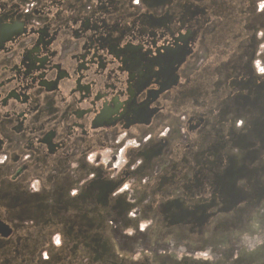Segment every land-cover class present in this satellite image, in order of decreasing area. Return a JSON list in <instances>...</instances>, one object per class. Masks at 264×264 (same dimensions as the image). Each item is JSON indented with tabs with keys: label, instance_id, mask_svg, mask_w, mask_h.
<instances>
[{
	"label": "flooded vegetation",
	"instance_id": "obj_1",
	"mask_svg": "<svg viewBox=\"0 0 264 264\" xmlns=\"http://www.w3.org/2000/svg\"><path fill=\"white\" fill-rule=\"evenodd\" d=\"M214 5L0 0V264H65L59 238L67 218L77 224V195L112 212L128 183L148 201L134 186L156 187L171 169L191 183L192 169L234 139L227 102L253 99L237 86L254 83L256 51L245 44L226 59ZM187 99L203 112L179 110ZM127 142L139 146L106 169L99 155Z\"/></svg>",
	"mask_w": 264,
	"mask_h": 264
},
{
	"label": "trees",
	"instance_id": "obj_2",
	"mask_svg": "<svg viewBox=\"0 0 264 264\" xmlns=\"http://www.w3.org/2000/svg\"><path fill=\"white\" fill-rule=\"evenodd\" d=\"M211 1L215 2L214 7L218 13L216 19L220 21L221 27L220 34L226 36L228 40V46L224 49L227 51L226 59H232L240 52L244 53L245 44L253 45V50L256 51L259 45L256 39L257 28L250 21L255 11L254 0ZM244 40L245 44L241 45ZM243 74L239 72L236 75L237 79ZM253 81L254 83L249 86L246 82L240 87L237 86L242 92L245 90L250 94L251 91L250 96L255 98V105L248 102L250 110L264 102L261 99L264 94V77L257 73ZM246 127L245 137L236 140L235 133L233 140L228 138L229 142L218 147L211 155L209 154L208 160L212 165L210 169L207 167L192 169L191 183L186 184L185 180L180 179L181 170L171 169L166 176H163V178L167 177L166 181L156 187L150 184L134 186L136 191L144 193V199L150 193L148 203L143 207L150 209L145 217L153 216L155 210L159 211V215L156 216L158 218L156 227L150 231L152 237L157 233L159 238L169 240L176 230L185 229L188 230V236L195 240L205 235V231L215 223L218 216L237 219L240 206L248 200L249 196L239 183L241 181H246V184L251 183L250 189L254 190L259 185V178L264 172V165L258 168L253 167L257 160L262 159L260 154L264 153V138L256 137L252 133L251 123H246ZM232 128L233 124L228 129ZM250 144L253 147L248 148ZM234 146L243 151L237 161L234 160ZM139 202L137 205L141 207ZM85 203L77 195V205L100 208L91 205L90 200L87 204ZM69 220L66 219L68 228L61 233L62 235L60 234L64 244L62 251L70 252V255H66L68 260L65 264H154L147 258L136 260L119 253L105 231H93L80 224L78 220L77 224ZM171 262L168 259L164 264H171Z\"/></svg>",
	"mask_w": 264,
	"mask_h": 264
},
{
	"label": "rangeland",
	"instance_id": "obj_3",
	"mask_svg": "<svg viewBox=\"0 0 264 264\" xmlns=\"http://www.w3.org/2000/svg\"><path fill=\"white\" fill-rule=\"evenodd\" d=\"M254 4L255 11L250 21L257 28L256 39L259 42L254 64L257 73L264 77V0H254ZM220 32L221 27L218 24L216 33L219 34ZM244 44L245 40L241 42V45ZM198 56L200 61L204 53L201 52ZM218 81L221 84L225 82L224 75H221ZM196 95L190 93L188 99L193 96L196 97ZM239 95V97H231V101L227 102L229 108H226L225 116L229 120H225V123L229 124L225 131L229 130L228 128L234 122L236 140H239L246 135V123H251L252 133L256 137L263 139L264 102H261L259 107H252V110H250L251 108L248 109V102L255 105V99L246 98L242 93ZM199 97L201 99V96ZM188 99L179 110L203 112L200 106L189 105L190 101ZM261 99L264 101V94ZM164 134L171 141L169 134L166 132ZM211 136L216 137L217 134H212ZM128 145L139 146L138 144L127 142L124 147L116 146L112 151L107 150L99 155L106 169L112 168L115 171L120 169L122 164H125L123 154ZM168 145L166 144L162 148L163 154L168 151ZM250 145L248 148L253 147L252 144ZM151 148L156 151L159 149L156 145L151 146ZM210 148L213 150L214 147ZM177 150L181 152L179 163L182 160L180 158H183L186 152L182 150L181 146ZM233 152L234 160L237 161L243 151L234 146ZM202 154L204 155L205 152L199 150L191 156L197 157ZM260 157L262 159L257 160L253 167L258 168V166L264 165V153H261ZM90 159L93 161L95 159L94 155ZM137 163L138 161L135 164ZM236 164L238 163L236 162ZM211 166L209 163L206 167L210 169ZM131 168L133 169L134 165ZM221 168H224V166H221ZM163 181L166 180L162 178L161 182ZM239 185L249 193V196L248 200L240 206L237 219H232L229 216H218L215 223L205 231V235L195 240L188 236V230L185 229L176 230V233L169 240L159 238L157 233L152 237L150 231L153 227H156L158 218L154 215L145 217L150 209H144L143 207L147 205L148 201L139 202L142 206H138V195L130 190L128 183L115 191L114 199L117 208L112 212L107 209L77 205V208L71 214L85 227L93 231H105L119 253L124 256L128 255L136 260L147 258L154 264H164L168 259L172 261L171 264H264V172L259 178V185L256 189H250L251 183L246 184V181H241ZM38 188L37 184L33 185L32 191L34 195L38 193ZM149 195L150 193L147 194L146 198ZM59 239L61 240V236ZM57 241L58 238L55 237V242ZM61 244L64 246L62 240ZM70 248L73 249V247ZM64 251L62 258L65 263L68 260L66 255H70V252L68 250Z\"/></svg>",
	"mask_w": 264,
	"mask_h": 264
}]
</instances>
